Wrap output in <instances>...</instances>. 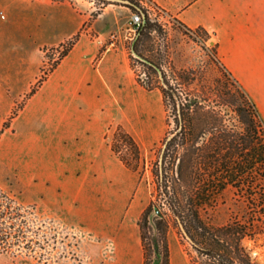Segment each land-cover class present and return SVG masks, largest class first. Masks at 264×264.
I'll use <instances>...</instances> for the list:
<instances>
[{"label":"crops","instance_id":"obj_1","mask_svg":"<svg viewBox=\"0 0 264 264\" xmlns=\"http://www.w3.org/2000/svg\"><path fill=\"white\" fill-rule=\"evenodd\" d=\"M59 4L58 16L34 12L0 21V84L18 89L9 97L5 115L40 77L42 48L74 36L94 9L69 1ZM106 13L104 8L87 29L94 34L81 32L25 100L0 138V156L32 183L36 210L47 209L66 220L90 213L101 225L100 233L126 247L129 256L140 243L134 220L147 203L143 206L138 172L114 154L110 136L121 123L142 148L145 134L157 138L161 94L152 91L156 108L151 97L141 95L123 46L109 43V27L100 24L110 18ZM170 13L184 25L209 31L218 57L256 103L264 122V0H184ZM177 256L190 264L188 257ZM170 264H177L171 249Z\"/></svg>","mask_w":264,"mask_h":264},{"label":"trees","instance_id":"obj_2","mask_svg":"<svg viewBox=\"0 0 264 264\" xmlns=\"http://www.w3.org/2000/svg\"><path fill=\"white\" fill-rule=\"evenodd\" d=\"M126 5L142 18L131 44V57L156 74L159 84L137 80L148 89H160L175 124L160 140L152 166L154 190L137 221L142 264L154 259L170 264L168 213L191 248L186 251L190 264H259L243 243L245 238L264 233V122L256 103L218 57L216 43L214 56L221 75L179 68L172 82L161 63L144 52L151 32L160 25L140 2L132 0ZM184 27L195 36L202 34L205 40L211 36L202 26ZM78 36L69 38L64 55ZM43 79L41 76L38 83ZM36 89L31 88L29 95ZM15 115L13 112L10 119ZM8 126L7 122L0 126V136ZM110 144L127 168L141 172L140 144L122 124H116ZM228 186L251 214L212 223L204 215ZM40 229L35 205L24 204L0 187V255L45 248L48 241L41 238Z\"/></svg>","mask_w":264,"mask_h":264},{"label":"rangeland","instance_id":"obj_3","mask_svg":"<svg viewBox=\"0 0 264 264\" xmlns=\"http://www.w3.org/2000/svg\"><path fill=\"white\" fill-rule=\"evenodd\" d=\"M49 1L53 4L38 3L29 0H0V21L6 20V17L10 19L15 16L19 18H28L34 12L40 14H48L51 12L58 16L60 11L59 8L62 6L59 3L62 1H69L80 8L88 6L94 8L88 21L78 32L79 34L81 32H88L93 35L94 31L87 29L105 8L107 10L106 14H110V18H105V22L102 20L103 22L100 21V24L109 27L107 30V40L109 43H120L123 46L125 54L128 56L134 79L139 86L140 93H142L141 95L155 99L154 92H152L153 90H157L161 94L159 104L162 115L159 130L160 134L154 140V135L145 134L143 139L144 147L142 148L140 145L143 159L140 161L141 172H137L141 180V187L144 189V198L142 202L143 206H145L154 190L155 182L152 166L158 156L160 140L166 131L175 127V124L171 115L170 106H165L160 89L157 87L148 89L137 80L140 78L142 82L151 84L152 86L159 84V77L156 74L150 72V69L131 57V44L135 40L137 32V29L135 30L136 25L132 22L131 16L133 13H136V11L126 4L108 0ZM135 1L140 2L150 11V16L160 25L158 29L151 32L150 38L146 41L144 52L150 58L161 63V67L171 78L172 82L176 81L174 79V71L179 68H198L205 70L212 76H219L222 74L218 67L219 64L215 62V51L213 47L215 41L212 35L208 40H205L202 34L195 36L184 27V24L171 15L170 8L176 4H182L184 0L177 1L178 3H176V0ZM65 41L68 43L69 39ZM52 46H45L42 48L43 61L40 68V76L43 75V69L48 73L56 67H50L52 63L51 53L45 51ZM39 78L31 88L39 85ZM17 90V88L8 90L0 84V126H2L4 122H7L10 126L12 120V118L10 119V115L13 112L17 114L24 105L25 100L30 96L29 91L31 89L26 92L23 97L16 100L10 112L5 115L4 111L8 106V99L10 96L16 94ZM154 107L156 108L155 101ZM115 126L116 124L114 125V129ZM112 136L113 133L110 136V140ZM1 137L2 135L0 138ZM1 144L2 139H0V146ZM0 187L14 194L17 199L24 204L35 205L36 221L41 226V238H46L48 241L47 244H45V248L37 246L32 253L20 252L18 254H1L0 264H132V259L135 260V264H142L143 251L141 241L138 244L137 250L129 256H126V247L113 244L110 238L101 234L99 231L101 225L96 223L97 218L90 215V213L88 214L85 212L78 218H68L66 220L51 216L47 209L42 208V210H36L38 196L35 194L32 183L20 177L17 169L8 167L4 164L1 160V156ZM242 214L250 215L251 213L247 209L246 204L238 199L234 188L228 186L218 196L215 206L209 208L204 216L212 223L221 224L232 216H241ZM168 215L170 217L168 239L169 236H171L169 245L171 253L174 255L177 264H185L184 258L180 261L177 255L183 254L188 257L186 251L191 248L182 237L179 230L175 227L171 214L168 213ZM138 219L134 220V226L139 230L137 224ZM243 243L250 251L254 261L259 264H264V233L254 238H245ZM151 264H159L158 259H154Z\"/></svg>","mask_w":264,"mask_h":264},{"label":"built area","instance_id":"obj_4","mask_svg":"<svg viewBox=\"0 0 264 264\" xmlns=\"http://www.w3.org/2000/svg\"><path fill=\"white\" fill-rule=\"evenodd\" d=\"M149 14L151 15L150 11H149ZM131 20L136 25V28H135V30H136L142 21L141 15L137 12L133 13L131 16ZM68 45H69V43H67L66 41H63V42H61L55 46H52L50 48H47L45 50L46 52L51 53L52 63L50 64V67L54 66L56 64V62H58L64 56V52L67 49ZM42 72H43L44 76L49 73V72L47 73L46 70H44V69L42 70Z\"/></svg>","mask_w":264,"mask_h":264},{"label":"water","instance_id":"obj_5","mask_svg":"<svg viewBox=\"0 0 264 264\" xmlns=\"http://www.w3.org/2000/svg\"><path fill=\"white\" fill-rule=\"evenodd\" d=\"M108 1H115V2H120V3H123V4H132V1H131V0H108ZM143 16H144V14H143ZM133 54H134L135 56L141 58V57H140L139 55H137L135 52H133ZM161 158H162V157H161ZM161 158H160V159H161ZM180 226H181L182 230H184V229H183V226H182L181 223H180Z\"/></svg>","mask_w":264,"mask_h":264}]
</instances>
